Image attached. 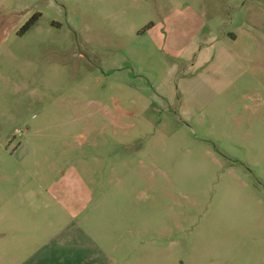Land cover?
Returning <instances> with one entry per match:
<instances>
[{"label": "rangeland", "instance_id": "obj_1", "mask_svg": "<svg viewBox=\"0 0 264 264\" xmlns=\"http://www.w3.org/2000/svg\"><path fill=\"white\" fill-rule=\"evenodd\" d=\"M254 92L264 0H0V264H264Z\"/></svg>", "mask_w": 264, "mask_h": 264}, {"label": "crops", "instance_id": "obj_2", "mask_svg": "<svg viewBox=\"0 0 264 264\" xmlns=\"http://www.w3.org/2000/svg\"><path fill=\"white\" fill-rule=\"evenodd\" d=\"M235 41L238 40V36H235ZM223 45V42H220ZM210 48L203 50L199 58L197 60V65L203 68V76L208 73L209 80L205 84V90H212L215 92L214 96H218L223 94L224 92L230 90L232 87L234 88V93L242 92L246 87L238 86L241 82V79L245 76L246 70L244 68L245 61L244 56L239 55L235 52H228L224 54H214L212 55L209 52ZM207 51V52H206ZM227 62H231L234 64L233 69L230 67L228 70ZM227 68V69H226ZM236 70V71H233ZM239 70V71H238ZM230 71V72H229ZM243 98L249 99L253 105L257 108V110H252L251 115L258 116L259 115V108L260 106H264V100L259 92L251 95H244ZM245 109H250L249 106H245ZM248 122L252 124L254 119L249 118ZM264 123L263 116L261 117V124ZM89 258H85L80 260L81 262L88 261ZM91 261L92 258H91Z\"/></svg>", "mask_w": 264, "mask_h": 264}, {"label": "trees", "instance_id": "obj_3", "mask_svg": "<svg viewBox=\"0 0 264 264\" xmlns=\"http://www.w3.org/2000/svg\"><path fill=\"white\" fill-rule=\"evenodd\" d=\"M30 28V25L29 24H27L24 28H23V30L25 31H27L28 29Z\"/></svg>", "mask_w": 264, "mask_h": 264}]
</instances>
